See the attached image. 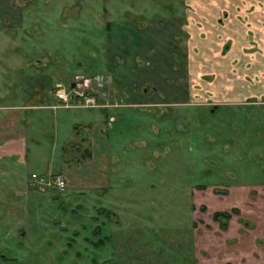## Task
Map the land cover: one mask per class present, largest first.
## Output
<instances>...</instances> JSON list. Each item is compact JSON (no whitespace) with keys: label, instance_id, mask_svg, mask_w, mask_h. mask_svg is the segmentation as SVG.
Segmentation results:
<instances>
[{"label":"rangeland","instance_id":"rangeland-1","mask_svg":"<svg viewBox=\"0 0 264 264\" xmlns=\"http://www.w3.org/2000/svg\"><path fill=\"white\" fill-rule=\"evenodd\" d=\"M190 4L0 0V22L4 17L17 21L0 28V70L8 64L3 57L22 39L27 82L24 89L16 81L14 86L0 82V92L10 90L6 96L0 93V102H56V84L68 90L82 76L91 80L87 88L107 108L45 109L41 123L27 122L30 150L23 185L6 188L0 196L6 202L1 212L6 207L14 211L0 221V238L12 229L0 240V264H194L196 228L218 209L214 204L230 199H249L238 203L247 213L259 214L254 221L246 218L256 233L262 232L264 104L215 108L195 93L193 76L184 68L191 46L182 20ZM244 28L239 39L262 45L264 21L263 31L253 26L254 37ZM81 113L84 120H96L97 114L109 120V147L97 146L93 156L85 154L87 147L65 143L73 133L69 123L79 122ZM61 124L65 128L59 132ZM82 129L97 136L95 130ZM102 158L109 164L110 188L68 187L70 166L78 169L76 174L92 173ZM51 164L65 171L66 189L32 182L34 172L47 173ZM238 191L243 193L234 196Z\"/></svg>","mask_w":264,"mask_h":264},{"label":"crops","instance_id":"crops-1","mask_svg":"<svg viewBox=\"0 0 264 264\" xmlns=\"http://www.w3.org/2000/svg\"><path fill=\"white\" fill-rule=\"evenodd\" d=\"M190 3L187 5V11L182 20L183 28L189 34L188 45L191 46L185 52L187 57L186 59L184 57V68L185 72H188L191 77L193 76L190 86L194 85L195 93L202 94L204 99L209 100L211 107L216 104L219 107L228 103L242 104L244 102L264 104V38H261L262 45L257 44V42L251 44L248 39H239V33H246L245 26L248 27L249 31L247 30V32L248 34L250 32L252 37H254L253 26L263 31V2L261 0H249L240 3L238 0H190ZM15 15H13L15 18H20V15L16 13ZM16 22L14 20L7 23L0 22V28L10 27V24L13 25ZM9 40L10 42L13 41L11 38ZM21 41L22 39H19L18 46L10 50L12 52L9 56L3 57L8 64L5 67L1 66L0 82L5 83L6 86H12V84L14 86L16 81L15 85L19 83L24 89V84L27 82L24 83V71L21 69V61L24 59V54L19 49ZM8 73L10 74L8 75ZM56 85L59 87L63 84ZM8 91L10 90L7 88L5 92L9 94ZM21 91L26 92L27 90L21 89ZM0 93L7 95L4 92ZM55 97L56 102H39L36 104H29L23 100L0 102V196L4 195L6 188L16 186L18 189L19 185H21L20 187L23 185L25 178L23 167L27 163L30 150L29 124L27 122L40 121L41 123L43 115L41 110L53 109L55 111L73 108L86 112V110H93V108L107 109L105 107L79 105L77 98H72L73 106L64 108L66 106L56 94ZM82 117L84 115L76 116L77 119L81 120L79 122L72 120L69 123L73 133L68 136L65 143L68 145L67 148L71 146L75 149L85 150L87 147L90 152L89 156H93V153L96 154L97 146L100 149L104 146L109 147V141L105 135L109 131L107 128L109 127V120L107 118L103 121L100 114H97L96 120L93 121L84 120ZM83 127L88 130H95L97 136L90 135L89 132L83 133ZM64 128L65 126L61 124L59 132L63 131ZM100 138L101 143L99 144ZM40 144L41 142H38V146ZM55 146L54 144L53 148ZM43 159H46V155L41 156V160ZM104 161L102 158L95 170L96 172H85L84 174L83 172L76 174L78 169L76 170L69 165L68 187L83 188L89 185L92 188H110L111 182L106 174L109 164L106 159ZM52 166L51 164L47 173H41L65 174L62 167L59 166L55 170ZM81 168L83 167L79 169ZM241 193L243 191H238L233 195L236 196ZM241 200L245 203L249 199H230L229 204H223L222 201H219L220 206L217 204L212 206L213 209L218 208L217 210H232L234 207L240 209V214L234 213L231 216L226 229L221 227L220 221L214 219L213 214L217 210L207 213V217L203 218L204 222L198 225L196 237L194 236L195 250L199 255L196 257L198 264H264V249H261L260 255L255 253V251H259L260 246H264V224L260 227L262 232H258V234L255 232L256 230L254 231L256 227L252 222H248V219L253 220L256 216L259 218V214L255 211L247 213L244 209L246 206H240L238 203ZM203 201L210 205L206 199ZM3 202L6 203L0 199V204ZM261 202H259L260 207L258 209L262 211L259 213L264 214V199ZM9 211L11 214L14 213L11 208L8 210L6 207L5 211L2 212L0 209V221L8 219ZM244 219H247V224L243 223ZM25 232V229H21L20 235H24ZM11 233L12 229L5 230L0 240ZM260 238L263 243L260 242Z\"/></svg>","mask_w":264,"mask_h":264},{"label":"built area","instance_id":"built-area-1","mask_svg":"<svg viewBox=\"0 0 264 264\" xmlns=\"http://www.w3.org/2000/svg\"><path fill=\"white\" fill-rule=\"evenodd\" d=\"M77 80V86L71 90H67L65 86L60 85L59 89L55 92L58 99H60L66 107L73 106V97H76L79 100L77 103L79 105L87 107H100L101 104L97 101L94 89L87 88L89 84L91 86V80L89 81V79H85L84 77H78ZM32 182L39 185L40 188L46 189L64 190L67 187L66 177L63 173H33Z\"/></svg>","mask_w":264,"mask_h":264},{"label":"trees","instance_id":"trees-1","mask_svg":"<svg viewBox=\"0 0 264 264\" xmlns=\"http://www.w3.org/2000/svg\"><path fill=\"white\" fill-rule=\"evenodd\" d=\"M85 151L87 152L86 155L89 156V153H90L89 150L86 149ZM202 208H204V207H202ZM232 211L233 212L218 211V212L215 213L214 219L217 220V221H220L221 227L223 229H226L228 227L229 219L231 218L232 213H240V210L237 209V208H234ZM228 264H232V263H228Z\"/></svg>","mask_w":264,"mask_h":264},{"label":"flooded vegetation","instance_id":"flooded-vegetation-1","mask_svg":"<svg viewBox=\"0 0 264 264\" xmlns=\"http://www.w3.org/2000/svg\"><path fill=\"white\" fill-rule=\"evenodd\" d=\"M8 21H9V19L6 18V17H4V22L7 23ZM78 77H82V76H78ZM78 77H76V79H75L74 81H72V84H71V87H72V88H74V87L77 86V84H78V80H77V78H78ZM97 101H99V100L97 99ZM217 106H218L217 104H216V105H213V107H215V108H216ZM100 107L103 108V107H104L103 104H101ZM105 108H106V107H105ZM217 192H218V191H217ZM202 207H204V208H202L203 210L206 209L205 206H202ZM234 208H236V207H234ZM234 208H233V209H234ZM233 209H232V210H233ZM237 209H239V208H237ZM232 210H217V211H215V213L218 212V211H229V212H233ZM239 210H240V209H239ZM215 213L213 214V216L215 215ZM233 214H234V213H232V215H233ZM235 214H240V213H235ZM248 222H250V221H248ZM243 223H244V224H247V220H243ZM194 264H198V263H197V260H196V262H195ZM227 264H228V263H227ZM232 264H233V263H232Z\"/></svg>","mask_w":264,"mask_h":264}]
</instances>
